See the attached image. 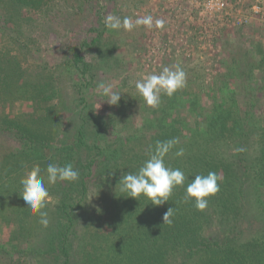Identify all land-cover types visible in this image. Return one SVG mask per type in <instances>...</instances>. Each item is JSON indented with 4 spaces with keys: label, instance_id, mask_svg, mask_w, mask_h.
<instances>
[{
    "label": "trees",
    "instance_id": "16d2710c",
    "mask_svg": "<svg viewBox=\"0 0 264 264\" xmlns=\"http://www.w3.org/2000/svg\"><path fill=\"white\" fill-rule=\"evenodd\" d=\"M147 1L135 0L136 12ZM127 2L0 0V103L22 104L14 118L0 115V224L11 222L13 228L12 240L0 232V264H264L263 43L256 45L258 60L252 55L249 76L244 75L262 72L256 84L252 78L251 91L245 82L231 83L234 93L224 104L222 81L215 77L206 85H212L209 100L202 97L200 83L198 90L182 97L162 95L158 108L146 106L137 116L135 124L142 123L132 133L127 125L112 124L120 111L112 105L109 111L107 98L96 92L97 84L107 80L108 64L113 91L125 90L114 86L119 55L130 45L141 50L146 27L127 32L104 25L109 14L129 17ZM61 4L68 17L46 33L52 49L34 51L24 42L26 28L47 23ZM240 30L224 36L225 50L236 43ZM63 70L78 80L67 87L82 104L76 114L52 103L61 95ZM134 97L132 105L144 102L139 94ZM173 138L179 144L165 164L182 170L186 181L173 190L168 203L156 207L143 197L127 198L116 188L122 174L138 171L149 158L150 146ZM224 145L232 148L226 156ZM180 147L185 155L176 157ZM53 163L73 164L79 180L48 185L46 168ZM34 165L40 166L51 197L44 209L46 228L20 196L21 180ZM210 171L219 176L220 191L198 211L193 201H185L186 187L196 175ZM90 193H95L97 205L83 231L79 214L87 209ZM169 208L175 209L173 222L164 225ZM39 236V244L32 243Z\"/></svg>",
    "mask_w": 264,
    "mask_h": 264
},
{
    "label": "rangeland",
    "instance_id": "374dc122",
    "mask_svg": "<svg viewBox=\"0 0 264 264\" xmlns=\"http://www.w3.org/2000/svg\"><path fill=\"white\" fill-rule=\"evenodd\" d=\"M134 1L128 0L125 13L133 21L140 17L138 14H141L142 17L150 15L153 18V27L145 28L141 50L130 45L128 46L130 48L123 49L122 54L119 55L118 65H116L118 80L114 86L119 88L120 85H123L126 89L119 91L122 94L121 99L118 106L114 107L120 113L117 117L114 115L113 125L120 127L127 125L131 131H135L138 125L140 127L141 119L138 125L135 124V119L138 121L137 116L145 112L146 104L139 99H136L139 101L138 105L131 104V101L135 100L134 94H138L135 84L149 74H158L165 66L173 68V70H175V66H179L185 71L187 85L177 92L181 94V97L183 93H194L200 87L203 89L202 97L209 100L213 94L211 93L212 85L210 88H206V85L208 87V83L218 77L222 81L220 97L224 104L234 93L231 83L245 82V86L251 91L253 89L251 84H256L263 77L260 70L251 71L250 77L244 75H248V65L250 61H253L252 55L259 54L258 45L261 43L264 45V0H224L226 3L224 9L216 6V0H148L141 5L143 7L140 13L136 12ZM67 12L65 5L61 4L47 20V23H32L33 25L26 26L24 42L30 45L34 51H39V48H41L40 51H50L52 41L46 33L54 31L58 27L55 24L61 23L68 17ZM160 19L164 20V27L157 29L154 21ZM240 28H242L240 34L234 39L237 40L236 43L225 50L222 44L224 36L230 37L232 31H237ZM243 29L246 31L244 32ZM247 38L250 40L247 41ZM176 47L179 48L174 50ZM255 59L258 60V55ZM109 65L104 66L105 77L108 81L110 79ZM194 78L198 82L194 81ZM252 78L253 82L251 83ZM246 79L247 81H245ZM61 81L63 86L59 92L61 95H58V98H53L52 103H58V107L67 114L74 112L76 114L81 111L82 104H80L79 96L75 97L69 93L67 87L74 85L78 80L72 73L67 74L63 70ZM220 81H217L218 84ZM199 83L200 86H196ZM21 107L22 104L0 103V115L4 112L6 116L14 118L18 115ZM39 108L36 106L35 111ZM259 108L257 107V111ZM108 110L110 111V105ZM251 117L254 118V121L257 120L254 111H252ZM108 123L110 125V116H108ZM124 132V134H128V130ZM231 149L230 145H224L221 151L226 156ZM95 196V193H90L87 209L79 214L78 226L83 231L91 225V215L97 205ZM261 210L259 209V211ZM261 220H263L262 217ZM2 230L5 231L4 236L11 237L12 240L11 222L0 224V232ZM3 231L2 233H4ZM41 235L44 236V233ZM42 236L36 238L32 243L38 241L37 244H39Z\"/></svg>",
    "mask_w": 264,
    "mask_h": 264
},
{
    "label": "clouds",
    "instance_id": "9594fccd",
    "mask_svg": "<svg viewBox=\"0 0 264 264\" xmlns=\"http://www.w3.org/2000/svg\"><path fill=\"white\" fill-rule=\"evenodd\" d=\"M104 25L107 29L131 32L135 28L144 26L148 29L153 27V18L148 15L138 18L135 21L132 18L109 14L104 19ZM155 27L162 29L164 27L163 20H156ZM187 85L186 73L179 67L175 66V70L170 67H163L157 73L149 74L138 80L135 84L137 93L143 98L146 106L150 108H158L161 104V97H173L179 90ZM96 92L106 97L109 105L118 106L121 93L113 91L111 83L99 82L96 86ZM179 144L176 138L167 141H157L154 149L150 146L149 158L145 160L143 165L136 172H128L122 174L116 186L119 191L125 194L127 198L139 200L141 197L150 201L153 206H162L168 203L176 187H183L186 181L185 174L179 168H172L165 164V157ZM238 151H244L243 148ZM174 155L183 157L185 150L180 147ZM79 170L74 168L73 164L68 163L64 166L57 164H49L46 168V181L48 185H54L59 182L75 183L79 180ZM219 176L215 172H208L207 175H196L195 178L187 184L185 191V201H193L198 211H204L208 206L209 198L214 197L220 191ZM22 195L26 207L30 209L33 216L39 217V223L43 227L49 224L48 213L44 211L51 197L45 186V176L41 174L39 165H34L26 178L21 180ZM174 208H169L164 216V225H171L174 215Z\"/></svg>",
    "mask_w": 264,
    "mask_h": 264
},
{
    "label": "built area",
    "instance_id": "2783aa9c",
    "mask_svg": "<svg viewBox=\"0 0 264 264\" xmlns=\"http://www.w3.org/2000/svg\"><path fill=\"white\" fill-rule=\"evenodd\" d=\"M225 5L226 3L224 0H216V6H218L220 9H224Z\"/></svg>",
    "mask_w": 264,
    "mask_h": 264
}]
</instances>
